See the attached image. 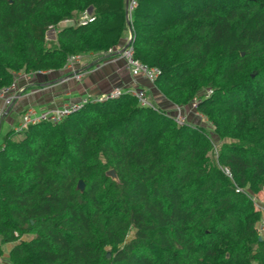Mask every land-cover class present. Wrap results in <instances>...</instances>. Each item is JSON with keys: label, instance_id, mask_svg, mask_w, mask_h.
I'll list each match as a JSON object with an SVG mask.
<instances>
[{"label": "trees", "instance_id": "trees-1", "mask_svg": "<svg viewBox=\"0 0 264 264\" xmlns=\"http://www.w3.org/2000/svg\"><path fill=\"white\" fill-rule=\"evenodd\" d=\"M135 2V57L158 68L152 84L166 100L196 103L222 142L216 156L203 126L127 93L11 128L0 143V256L13 244L8 264H264L250 198L264 194V0ZM88 10L92 22L58 27ZM127 27L125 0H0V88L20 71L112 50Z\"/></svg>", "mask_w": 264, "mask_h": 264}, {"label": "crops", "instance_id": "crops-1", "mask_svg": "<svg viewBox=\"0 0 264 264\" xmlns=\"http://www.w3.org/2000/svg\"><path fill=\"white\" fill-rule=\"evenodd\" d=\"M64 26L66 25L63 23L58 24L59 28ZM129 36L130 33L127 27L118 45L112 49V54L105 52L81 54V59L74 65L73 70L62 68L56 71L29 74L23 71L18 72L15 75L12 90L15 97L12 104L4 108L3 100L0 98V143L5 133L20 121L21 113L28 107L37 110H53L65 103L75 102V100L77 101V99L84 96L99 98L115 88L120 90L142 88L151 94L153 100L162 109L172 112L173 115L174 105L166 100L152 83L141 76L129 74L124 68L123 61L116 55V51L124 45ZM53 38L54 35L50 39ZM76 72L81 74L79 81L73 79V74ZM182 109L187 112L191 108L188 105L182 107ZM2 126H4V130L1 129ZM260 208L262 209L261 219H264V202L260 204ZM12 246L13 244L1 246L3 250L2 258L5 261Z\"/></svg>", "mask_w": 264, "mask_h": 264}, {"label": "built area", "instance_id": "built-area-1", "mask_svg": "<svg viewBox=\"0 0 264 264\" xmlns=\"http://www.w3.org/2000/svg\"><path fill=\"white\" fill-rule=\"evenodd\" d=\"M136 5L135 0H125V19L126 22L129 23L131 19V13ZM93 21V17L88 13V11L83 12L82 15L77 20H64L61 23L67 25L71 24H86ZM129 36L124 45L120 47L116 52L118 58H120L123 61L124 68L126 71L131 75H138L143 77L145 80H147L149 83H153L154 79L157 77L159 70L156 67H150L141 61H139L135 55H134V48L132 44L130 43ZM108 54H112L113 50H108ZM80 55H70L68 56L64 68L73 70L74 65L77 64L80 61ZM81 77L80 72H76L73 74V79L75 81H79ZM14 88V83L5 88H0V98L3 100V106L4 108L9 107L12 102L14 101V95L12 94V90ZM121 93H127L133 96L138 105L140 107H151L153 106L151 100L148 98V95L145 93V90L142 88H128L125 90L120 89H112L108 94L101 96L99 98H88L83 97L78 101L75 102H68L60 107H56L53 110H37L33 107H28L21 113L20 121L16 124V126L12 127V129L17 133L21 134L29 125L40 123V122H48L51 124H57L62 121V119L80 109L85 103L87 102H95V101H101L108 98H115L118 97ZM209 93V91H208ZM190 108L192 109L193 117L198 120H204L207 121L206 118L196 110V103L192 102L189 104ZM174 121L177 125L183 124L186 121L185 119V112L182 109V106H176L174 105V114L172 115ZM0 119H1V113H0ZM222 171L226 177L231 179V175L229 171L225 168H222ZM235 192L243 193L244 190L238 187H235ZM251 200L253 201L255 207L260 210L262 213V209L260 208V204L256 202V196L252 195L250 196ZM257 231L259 234V237L264 240V219L260 218V221L257 224ZM0 264H8L2 256H0Z\"/></svg>", "mask_w": 264, "mask_h": 264}, {"label": "rangeland", "instance_id": "rangeland-1", "mask_svg": "<svg viewBox=\"0 0 264 264\" xmlns=\"http://www.w3.org/2000/svg\"><path fill=\"white\" fill-rule=\"evenodd\" d=\"M58 29V28H57ZM57 29H52V30H50L48 33H47V36H46V38H47V40L48 41H50L51 39V36L52 35H54V33H55V31L57 30ZM50 43V42H49ZM145 93L148 95V98L151 100V102H152V104L154 105V106H156V107H158V108H160V109H162L160 106H159V104H157L154 100H153V97L151 96V94L148 92V91H145ZM84 97H86V96H84ZM82 98V97H81ZM81 98H79V99H77V101L78 100H80ZM88 98H92V97H88ZM76 101V100H75ZM173 105V104H172ZM190 107V106H189ZM162 110H164L165 111V109H162ZM166 112H168V113H171L170 115H172V112H169L168 110H166ZM185 119H186V121L187 122H193V123H197L198 125H201V126H203L204 128H205V130H206V132H207V134L209 135V138L212 140V142L214 143V148H213V156L215 157L216 155V152L218 151V149H219V144H221L222 142H220V140H218V137L215 135V134H213V130H212V127L210 126V124H209V122H207V121H204V120H198V119H196V118H194L193 117V113H192V109H190V111H187V112H185ZM0 121H1V119H0ZM2 130H4V126H2V128H1ZM19 135V134H18ZM220 142V143H219ZM257 198H256V202H258V204H261L262 202H264V194H262L261 192H259L258 193V195L256 196ZM260 202V203H259ZM133 234H134V231L132 230L129 234H128V236H127V238H126V241H129L132 237H133Z\"/></svg>", "mask_w": 264, "mask_h": 264}, {"label": "water", "instance_id": "water-1", "mask_svg": "<svg viewBox=\"0 0 264 264\" xmlns=\"http://www.w3.org/2000/svg\"><path fill=\"white\" fill-rule=\"evenodd\" d=\"M9 2H10V0H8ZM91 10H88V13L90 12ZM127 26H128V30H129V33H130V36H131V31H130V28H129V23H127ZM107 175H109V176H111L113 179H115L116 177H115V173H114V171L113 170H109V171H107ZM83 182L81 181V180H79L78 181V183H77V189L79 190V191H82L83 190ZM258 240L259 241H261L262 239L259 237L258 238ZM109 256V254H107V257Z\"/></svg>", "mask_w": 264, "mask_h": 264}]
</instances>
